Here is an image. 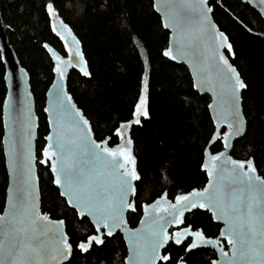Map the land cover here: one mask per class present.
I'll list each match as a JSON object with an SVG mask.
<instances>
[{"label": "snow or ice", "instance_id": "1", "mask_svg": "<svg viewBox=\"0 0 264 264\" xmlns=\"http://www.w3.org/2000/svg\"><path fill=\"white\" fill-rule=\"evenodd\" d=\"M245 2L258 8L264 17V0ZM46 10L52 30L65 42L69 59L64 60L49 48L56 61L59 88L55 107L46 109L52 134L46 137L48 144L40 163L50 167L58 195L81 221L94 229L76 243L79 251L87 253L93 246H102L106 237L123 230L130 252L126 264H188L184 257L174 261L171 253L164 251L170 243L184 245L185 253L208 246L216 248L221 259L212 260L211 264H264V177L257 174L252 160L233 159L227 152H205L208 160L203 170L208 183L203 190L177 195L175 202L163 192L154 202L143 205L141 227H128L125 214L137 210L130 197L136 194V182L141 180L129 133L133 125L149 118L147 71L132 119L113 129L120 143L110 147L111 136L97 141L90 121L64 91L68 69L79 68L85 77L91 75L79 41L72 36L76 46L73 51L65 35H71L72 30L59 19L55 3H47ZM156 11L164 17L163 27L172 32V46L163 56L175 61L188 59L197 90L210 91L216 97L209 105L215 124L210 144L222 142L225 149L231 148V142L246 130L241 92L248 86L225 55L224 49L235 54L228 36L212 19L214 8L210 0H158ZM145 67L147 70V61ZM27 120L22 170L16 164L14 143L8 150L11 174L18 182L9 188L8 208L0 215V264H65L73 253V243L65 220L53 219L40 210L39 178L31 150L30 108ZM194 209L208 211L213 220L224 224L220 239L208 238L202 229L181 227L185 225V214ZM173 225L177 230L170 232ZM189 238L191 241L185 244ZM221 240L227 241L231 254L221 246Z\"/></svg>", "mask_w": 264, "mask_h": 264}, {"label": "trees", "instance_id": "2", "mask_svg": "<svg viewBox=\"0 0 264 264\" xmlns=\"http://www.w3.org/2000/svg\"><path fill=\"white\" fill-rule=\"evenodd\" d=\"M50 2L55 3L60 19L82 45L91 75L83 77L72 71L68 90L90 121L98 141L111 136L110 145L118 142L113 129L132 119L147 71L149 118L131 129L141 176L136 184L137 212L128 216L131 226L136 225L143 203L154 201L163 192L173 200L177 195L205 187L208 180L202 170L204 152L215 128L208 110L210 98L194 90L185 66L163 56L169 33L154 10L153 0H1L9 41L29 73L40 121L37 168L42 212L53 219H64L73 243L72 257L65 264H123L126 248L118 234L88 253L82 254L77 249L76 243L91 234L93 228L81 221L58 195L49 167L39 163L49 132L44 114L46 93L54 79L53 63L43 46L48 44L65 55L63 45L51 30L46 10ZM210 4L214 8L213 18L219 30L228 36L235 54L226 51V55L248 86L242 94L247 131L235 141L231 155L239 160H252L264 177V19L240 0H210ZM4 75L0 54V212L5 207L8 187L2 144ZM222 149V143L217 142L211 152ZM186 221L209 236L219 233V226L208 213L195 211ZM170 251L174 261L184 255L183 247L171 246ZM206 258L202 252L185 257L189 262L201 263Z\"/></svg>", "mask_w": 264, "mask_h": 264}, {"label": "water", "instance_id": "3", "mask_svg": "<svg viewBox=\"0 0 264 264\" xmlns=\"http://www.w3.org/2000/svg\"><path fill=\"white\" fill-rule=\"evenodd\" d=\"M240 1L242 3L250 6L252 9H254L259 14V9L258 8H254L250 4L246 3L245 0H240ZM157 2H158V0H153L154 10L160 16L161 21H162V25H163L164 17L162 16L161 13L156 11ZM0 5H1V0H0ZM262 18L264 19V17H262ZM59 19H60V17H59ZM212 19H213L215 25L217 26V24H216V22H215V20L213 18V14H212ZM8 29H9V26L3 20V17H2V14H1V9H0V54H1L2 62L4 64V66H5L4 81H5V85H6V96H5V99H4V102H3V106H2V121H3V130H4L2 144H3V151H4V157H5L6 169H7V175H8V187H7V191H6V202H5V207H4L3 211L0 212V215H3L4 212L8 208L9 188L16 186L17 182H18V178L14 179V177L11 174L10 167H9L10 157H9V154H8V150H9V147L13 145V143L15 145V149H16V153H17L16 164H17L18 168L22 170L23 166L25 164V154H26V152H25V146H26L25 126H26V124L28 122L27 113H28V109L29 108L31 110V128H30V133H31V136H32V139H31V150H32V156H33V166H34V170H35V175L39 178V176H38V168H37V164H38L37 141H38V132H39V127H40V121H39V117H38L37 112H36V101H35L34 95H33L32 90H31L29 73H28V71L25 68L22 67L15 50L13 49L12 45L10 44L9 37H8V34H7ZM51 30H52V20H51ZM57 30H59L58 21H57ZM165 31H167L169 33V40H168V46H167V48L164 51H166L169 47L172 46V32H171V29H165ZM52 32L59 39L61 44L63 45L64 51H65V55H62L61 53H59L57 50H55L53 47H51L48 44H44V46H43L44 49L47 51L48 55L50 56L51 60H52V63H53V75H54L53 82L50 85V87H49V89H48V91L46 93V102H45V108H44V114H45V116L47 118V123H48V128H49V132H48L47 136L52 134V125L49 123V120L51 119V117L49 115V111H51L56 105V99H57L58 88H59V78L57 77L56 72L54 70L55 67H56V61L53 58L52 52L49 51V48L52 49L53 52H55L57 55L62 57L64 60L69 59L68 49L65 46L64 40H62L59 36H57L56 33L53 30H52ZM65 35H66V38L68 40V45L73 48V51H75L76 46L72 42V36H75L76 40H78V41H79V39L77 38V36L74 34L73 31H72L71 35H67V34H65ZM45 45H47L48 47L46 48ZM79 45H80V50L83 53L84 60L87 62L80 41H79ZM189 51H190V49H189ZM226 51H227V49H224L225 55H226ZM165 58L168 59L167 57H165ZM168 60L173 62V63H175V64H177V65L185 66L188 69L189 73H190V76H191V79H192V82H193L194 90L201 96H205V95L209 96V98H210L209 105L213 104L215 102L216 97L213 95L212 92L204 91V90H199L198 91L197 88L195 87V80H194V77H193V68H192L191 64L189 63L188 59H183V60H179V61L170 60V59H168ZM229 62H230V60H229ZM87 70L89 71L88 63H87ZM72 71H76L80 75L85 77L79 71V68H70V69H68L67 78L64 81V91L67 93V95H70L71 97H72V95L69 93V90H68V80H69V75L71 74ZM54 85L56 87H54ZM243 91L244 90H242V92H241V108H242V111H243V98H242ZM50 93H51V95H50ZM72 100L75 103L73 97H72ZM5 105H7V108L5 107ZM209 105H208V110H209L212 122L214 124L213 112L209 108ZM76 106H77V104H76ZM77 108H78V106H77ZM46 109H48L49 111H46ZM243 114H244V112H243ZM133 126H136V125H133ZM214 127H215V124H214ZM223 130L226 131V129H223ZM246 131H247V124H246V130H245L244 134L242 136H240V137L235 138L231 142V144H232L231 148L225 149L224 146H223V149L220 152H227L228 155H230L233 159H235L231 155L232 150L234 148V143H235L236 140H238L239 138L243 137L245 135ZM129 134L131 135V132ZM46 137H45V146H44V148L47 147V144H48V141L46 140ZM6 141H8L7 145L5 143ZM119 143H120V141L116 145H114L113 148H115ZM222 145H223V143H222ZM212 146L213 145L210 144V142H209L207 147H206V149H205V152L206 151H210L211 152ZM44 148H43V150H44ZM43 150H42V158L39 160V163L44 158L43 157ZM205 152H204L203 165L208 160V158L205 156ZM220 152H218V153H220ZM132 153H133V155L135 157V154H134V143L132 145ZM215 154H217V153H214L213 155H215ZM135 159H136V157H135ZM42 165L45 166V167H48L45 164H42ZM203 165H202V170H203ZM136 169H137V160H136ZM49 171H50V167H49ZM137 172H138V170H137ZM50 173H51V171H50ZM257 174H259L258 171H257ZM206 175H207V173H206ZM207 180H208V175H207ZM138 182L139 181H137L136 184ZM207 183H208V181H207ZM207 183H206L205 187L207 186ZM37 190H38V195H39V207H40V210L42 212V208H41V206H42L41 205V199L42 198H41V192H40L39 179H38V189ZM194 190H198V189H194ZM199 190H203V188L199 189ZM136 194H137V191H136ZM132 197H130V199ZM61 198H63V197H61ZM172 202H175V198H174V200ZM195 210H200L202 212H208V211H205V210H202V209H194V210H192V211H190L188 213H191V212H193ZM128 212H132V211H128ZM128 212H126V214H125L126 219H127ZM188 213H186L185 216ZM141 219H143V214L141 216ZM127 222H128V219H127ZM214 222L217 223V224L222 225L221 231L224 229L225 226H224V224L222 222H217L215 220H214ZM128 227L132 228L129 225V223H128ZM140 227H141V225H140V221H139L138 225L136 227L132 228V229H136V228H140ZM172 227L176 228L175 225H173ZM172 227H170V228H172ZM118 232L121 233V235L123 237V240L125 241V244H126V247H127V251H128V256H129L130 252H129L127 240L125 238L126 234H125V232L123 230H117L116 233H118ZM202 248H212V247L208 246V247H202ZM202 248H200V249H202ZM229 249H230L229 254H231V247ZM71 257H72V255H71ZM71 257L67 261H65V263H68V261L71 259ZM220 259H221V257H220ZM126 261H127V259H126Z\"/></svg>", "mask_w": 264, "mask_h": 264}, {"label": "flooded vegetation", "instance_id": "4", "mask_svg": "<svg viewBox=\"0 0 264 264\" xmlns=\"http://www.w3.org/2000/svg\"><path fill=\"white\" fill-rule=\"evenodd\" d=\"M118 142H119V139H118ZM117 142V143H118ZM116 143V144H117ZM116 144H113V145H110V143H109V145L111 146V147H113L114 145H116ZM136 196V195H135ZM135 196H133L132 198H131V200H134L135 201ZM171 200V199H170ZM174 200V199H173ZM172 200V201H173ZM153 202V201H152ZM151 203V202H150ZM144 204H146V203H143V205ZM143 205L141 206V211H140V215H139V217H138V220H137V223H136V225L135 226H131L130 225V223H129V221H128V223H129V225L132 227V228H134V227H136L137 225H138V223H139V221H140V219H141V216H142V214H143ZM195 211H200V210H195ZM195 211H193V212H195ZM136 212H137V210H136ZM136 212H128V214H127V219H128V216H129V214H131V213H136ZM193 212H191V213H188L186 216H185V225H183V226H181V227H184V226H189V227H191L193 230H199V229H202V228H200V227H194L193 225H191V224H189L186 220H187V216L188 215H191ZM202 212V211H201ZM205 213H208L210 216H211V214L209 213V212H205ZM211 220L213 221V223L214 224H216L217 226H219V233L216 235V236H209V235H207L206 233V236L208 237V238H211V239H220V232H221V229H222V225H220V224H217V223H215L214 222V220H213V218H212V216H211ZM177 229L176 228H174V227H172V228H170L169 229V231L170 232H173V231H176ZM203 230V229H202ZM93 231H94V229H93ZM204 231V230H203ZM93 233V232H92ZM91 233V234H92ZM121 235V233L120 232H118V233H116L115 235ZM114 235V236H115ZM113 237V236H112ZM121 237H122V235H121ZM109 238H111V237H106L105 238V241L107 240V239H109ZM122 239H123V237H122ZM191 241V238H189V240H186L185 241V244H187V243H189ZM123 242H124V244H125V241L123 240ZM171 246H174V247H177V246H175L174 244H169V246L164 250L166 253H171V251H170V249H171ZM221 246L224 248V250L225 251H227V252H229L230 251V246L227 244V241H225V240H221ZM93 247H95V246H93ZM97 247H100V246H97ZM181 247H183V249H184V245H181L180 246V248ZM125 248H126V255H125V257L123 258V264H126V259L128 258V251H127V247H126V244H125ZM78 249V248H77ZM79 250V249H78ZM91 251V250H90ZM89 251V252H90ZM194 252H202V253H204V255L206 256L207 255V258H206V260H205V262L204 263H201V262H189V261H187L188 262V264H211V261L212 260H219L220 259V253H219V251L216 249V248H202V249H198V250H195V251H193L192 253H194ZM88 253V252H87ZM82 254H85V253H82ZM190 253H185V251H184V255H182V256H180V257H187V255H189Z\"/></svg>", "mask_w": 264, "mask_h": 264}]
</instances>
